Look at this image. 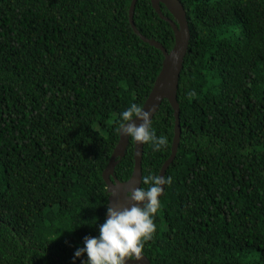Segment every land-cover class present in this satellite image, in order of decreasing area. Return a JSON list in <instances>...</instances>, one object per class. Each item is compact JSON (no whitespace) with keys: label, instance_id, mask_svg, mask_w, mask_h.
<instances>
[{"label":"trees","instance_id":"obj_1","mask_svg":"<svg viewBox=\"0 0 264 264\" xmlns=\"http://www.w3.org/2000/svg\"><path fill=\"white\" fill-rule=\"evenodd\" d=\"M131 1L0 0V264H81L75 250L106 219L115 122L143 107L163 62L132 29ZM180 1L181 136L142 253L151 264H264V0ZM133 22L172 49L150 0H137ZM174 125L164 100L152 126L168 144H144L142 176L159 175ZM133 167L129 140L114 176L125 182Z\"/></svg>","mask_w":264,"mask_h":264},{"label":"clouds","instance_id":"obj_2","mask_svg":"<svg viewBox=\"0 0 264 264\" xmlns=\"http://www.w3.org/2000/svg\"><path fill=\"white\" fill-rule=\"evenodd\" d=\"M191 95L188 93L189 98ZM114 131L134 143L148 144L153 152L162 151L168 144V138L163 133L157 135L153 128L151 110L146 111L135 102L119 113ZM141 183L146 187H133L126 193L133 202L131 206L113 208L109 203L106 205V219L99 224L98 235L83 239V246L74 252V260L83 256L86 258L81 264H126V260L142 258L144 243L152 239L155 232L159 197L164 186L172 183V177L148 174L142 176Z\"/></svg>","mask_w":264,"mask_h":264},{"label":"water","instance_id":"obj_3","mask_svg":"<svg viewBox=\"0 0 264 264\" xmlns=\"http://www.w3.org/2000/svg\"><path fill=\"white\" fill-rule=\"evenodd\" d=\"M137 0H132L129 8V23L134 32L141 38L142 41L160 50L163 54V62L161 70L154 82L153 88L146 99L143 107L145 110H151V120L158 112L162 102L167 100L174 111L175 125H174V137L171 147V155L165 161L160 169L159 175L165 176L167 169L174 160L181 136V127L179 121L180 108L177 102V90L179 84L180 73L183 68V62L188 50L190 32L188 27V21L186 17V11L180 0H150L153 10L158 16L167 22L174 33V45L168 52L159 42L148 39L141 35L133 22V14ZM161 5H163L172 19L165 16L161 11ZM137 124L139 120L135 121ZM130 138L127 136H120L119 141L114 148L107 167L102 173L103 180L106 184L107 193L109 194L108 203L113 208L129 207L133 203L127 197V191L133 187H141L142 178V155L144 144L134 145V167L131 177L125 181L120 182L114 176V169L119 161L125 157ZM165 189V186H164ZM114 193L111 195V193ZM163 193L161 194V196ZM160 196V197H161ZM159 197V198H160ZM126 264H151L148 258L142 253V258L136 260H126Z\"/></svg>","mask_w":264,"mask_h":264}]
</instances>
